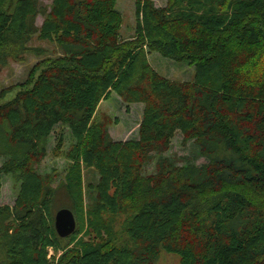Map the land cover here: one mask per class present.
I'll use <instances>...</instances> for the list:
<instances>
[{"label":"trees","instance_id":"trees-1","mask_svg":"<svg viewBox=\"0 0 264 264\" xmlns=\"http://www.w3.org/2000/svg\"><path fill=\"white\" fill-rule=\"evenodd\" d=\"M117 2L0 0V80L10 61L46 52L34 36L58 51L0 95L14 92L0 102V177L20 185L14 205H0V264H155L162 250L179 264H264V0H136L131 38ZM152 52L189 61L194 79L161 75ZM112 92L144 104L137 140L94 120ZM57 124L75 143L54 187L58 172L38 166ZM178 132L197 147L184 164L166 154ZM81 163L99 175L86 210L96 240L71 246L78 227L60 237L51 211L64 190L76 220L84 215ZM49 246L62 251L56 262Z\"/></svg>","mask_w":264,"mask_h":264},{"label":"rangeland","instance_id":"rangeland-1","mask_svg":"<svg viewBox=\"0 0 264 264\" xmlns=\"http://www.w3.org/2000/svg\"><path fill=\"white\" fill-rule=\"evenodd\" d=\"M44 4H50L52 0H41ZM157 7H164L167 0H153ZM117 9L121 11L124 21L121 28V35L123 38H131L135 36L137 30V16H136V0H118ZM37 25L43 23V16L39 15L36 20ZM30 45L41 47L46 50L42 54L29 52L26 54V60L23 62L10 61L9 65L4 68L0 80V95L2 92L9 90L11 87L25 82L29 76L31 69L48 56H55L58 51L56 45L40 40L38 36H34ZM149 60L155 69L163 76L171 80L191 81L195 77V66L189 61H176L171 58L162 56L158 52H152L149 55ZM14 92L9 91L3 94L5 97L0 98V102L10 98ZM144 104L143 103H127L116 92H112L110 98L103 99L98 107L95 115V121L109 119L110 133L116 140H137L139 138V125L143 119ZM63 135V145L61 150L56 153V144L59 137ZM182 134L178 132L172 140V147L166 153L172 158L176 159L178 163L184 164L185 158H193L197 155L196 145L190 141L187 145L182 142ZM75 143V137L71 129L65 124H57L51 134L48 146L47 155L38 166L39 172L43 174L55 173L59 174L52 185L58 186L60 180L65 177L72 161L68 157L67 152ZM207 161L206 158L200 157L194 160L195 164H202ZM2 162H0L1 165ZM82 165V188H83V203L84 215H80L77 221L79 232L74 236L71 246H76L77 241H95V233L90 226V218L87 215V208L91 206L95 200L96 191L90 186L97 183L99 175L95 168L87 167L84 163ZM155 169V163L148 164L145 168L146 173H152ZM20 191V185L10 174H1L0 177V205L13 206ZM71 204V200L65 195L64 190H61L55 199L52 207L53 222L55 223L56 212ZM124 217H120L115 223V231L119 232V244H128V234L123 231L122 222ZM68 240H63L62 244H67ZM48 259L50 262H56L62 251L54 249L52 246L47 248ZM179 256L175 253L162 250L159 259L155 264H179Z\"/></svg>","mask_w":264,"mask_h":264},{"label":"water","instance_id":"water-1","mask_svg":"<svg viewBox=\"0 0 264 264\" xmlns=\"http://www.w3.org/2000/svg\"><path fill=\"white\" fill-rule=\"evenodd\" d=\"M54 225L60 237L70 236L77 228V220L74 212L67 207L59 209L55 215Z\"/></svg>","mask_w":264,"mask_h":264}]
</instances>
